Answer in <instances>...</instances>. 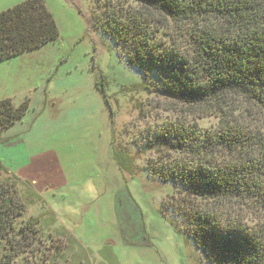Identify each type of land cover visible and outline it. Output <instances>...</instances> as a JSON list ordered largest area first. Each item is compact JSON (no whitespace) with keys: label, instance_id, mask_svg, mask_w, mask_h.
<instances>
[{"label":"trees","instance_id":"16d2710c","mask_svg":"<svg viewBox=\"0 0 264 264\" xmlns=\"http://www.w3.org/2000/svg\"><path fill=\"white\" fill-rule=\"evenodd\" d=\"M96 2L101 12L94 13V24L122 47L127 63L146 77L159 76L128 89L170 97L178 105L173 109L188 117H219L215 129L182 120L156 131L139 148L157 154L143 168L115 149L119 169L174 183L160 213L207 264H264V0ZM59 35L45 1L25 0L0 12V61ZM105 86L101 75L96 88L108 102ZM243 101L259 108L258 132L233 122ZM29 104L0 99V130L19 121ZM11 175L0 183V264H14L32 251L40 231L38 218L17 227L39 195Z\"/></svg>","mask_w":264,"mask_h":264},{"label":"rangeland","instance_id":"374dc122","mask_svg":"<svg viewBox=\"0 0 264 264\" xmlns=\"http://www.w3.org/2000/svg\"><path fill=\"white\" fill-rule=\"evenodd\" d=\"M23 1L0 0V12ZM44 1L58 39L0 61V99L15 105L30 99L26 114L0 130V165L7 171L0 168V183L13 174L39 195L17 227L42 220L33 250L14 264H207L160 213L174 183L144 170L123 173L113 152L127 153L143 168L157 154L139 148L156 131L182 120L215 129L219 117H188L173 109L178 105L170 97L128 89L159 76L130 66L122 47L94 24V13L101 12L96 0ZM101 75L108 102L96 88ZM259 115V108L243 101L233 122L255 133ZM49 222L66 238L48 234Z\"/></svg>","mask_w":264,"mask_h":264},{"label":"crops","instance_id":"0c3cea01","mask_svg":"<svg viewBox=\"0 0 264 264\" xmlns=\"http://www.w3.org/2000/svg\"><path fill=\"white\" fill-rule=\"evenodd\" d=\"M41 222H40V225H41V223H42V220H40ZM50 223V222H49ZM47 223V229L50 231L48 234H52V235H54L55 237H58V238H61V239H65L66 238V236H65V234H60L58 231H53V229H52V227H51V225L53 224V223ZM47 231V230H46ZM74 249H75V247H72L71 248V251H69V253L71 254V256H74V255H76V253H74L73 251H74Z\"/></svg>","mask_w":264,"mask_h":264}]
</instances>
